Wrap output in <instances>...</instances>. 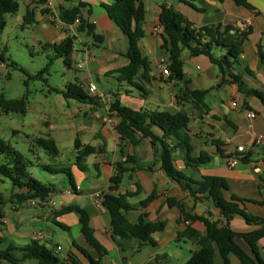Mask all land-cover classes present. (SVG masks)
<instances>
[{"label":"crops","instance_id":"0c3cea01","mask_svg":"<svg viewBox=\"0 0 264 264\" xmlns=\"http://www.w3.org/2000/svg\"><path fill=\"white\" fill-rule=\"evenodd\" d=\"M187 1L191 5L180 0H141L146 14L143 24L145 36L140 40L139 47L149 61L150 75L153 77L148 86L149 95L143 97L127 84L107 76V73L129 63L128 58L123 55L127 51V38L104 9V5L111 4L113 0H48L44 6L35 4L36 0H20L25 6V14L28 7L34 12L36 23L44 28L49 45L58 44L67 36L65 26L59 20V8L74 7L80 3L87 5L82 8L85 9L82 12L89 17L90 22L95 25L96 33L104 40L94 43L86 36L85 42L79 40L81 46L72 53L71 68L79 72L75 80L88 88L89 95L99 99L98 104H85L90 110V119L99 118L102 110L108 115L95 123L92 131H83L92 132L89 134L94 138L100 134L101 145L105 147V151L99 156L96 153L85 159L86 171L73 165L75 157L56 162L71 167L76 189L67 178L48 177V183L54 189L50 201L45 205L33 201V210L25 211L28 202H15L16 206L10 213L1 208L3 218L0 235L8 242L25 246L37 241L66 260L73 250V241L84 246L86 242L81 234L79 216L76 213L57 215V212L70 205H79L89 214L95 236L107 250L102 264H182L187 261L199 247L185 238L178 240V233L188 225L204 232L205 225L200 221H189L185 225L181 222L183 211L223 223L226 222L225 218L211 199L198 194L197 197L203 200H196L188 190H184L167 176L160 168V162L148 139H141L137 146H133L122 138L117 126H110L106 122L107 118H115L110 115L109 106L116 99L134 110L177 112L181 106L177 104L176 95L184 89L209 91L205 97V103L209 107L207 114L196 111L194 105L189 103L183 108L192 113L188 126L193 148L191 156L198 157L205 152L212 160L200 167L187 166L183 153L177 152L174 154L176 167L196 181L205 176L224 178L230 188L226 197L232 194L247 200L245 204L249 212L264 217V105L257 97H249L241 92L237 84H219V70L209 58L203 55L192 57L188 50L182 53L183 73L180 76L171 72L169 76L163 75L162 70L170 61L160 24L161 8L165 6L183 14L197 29L223 25L231 26L239 32L250 31L232 73L242 77L246 88L264 94V63L260 59V53L264 54V0H248L254 10L238 6L234 0ZM42 9H48L49 12L43 14ZM77 24L69 27L73 33ZM216 52L218 55L222 54L221 51ZM91 87L95 88L94 92ZM251 112L256 114L255 118L249 117ZM215 142L222 143L221 148L227 156L235 153L237 146H244V157L247 160L242 159L234 167L228 166L226 160L218 154ZM129 157L134 158L135 162L126 165L128 171L113 194L138 193L129 198L133 210L126 212L125 217L130 223L136 224L140 218L149 223H165V229L153 235L154 244L115 236L110 227V217L101 206L100 195L109 193L111 179L118 172L116 165L124 163ZM152 196L154 197L143 205ZM56 223L67 229L60 228ZM230 227L239 232L254 229L239 216L232 219ZM237 243L249 252L241 239H237ZM57 247H61V250L57 251ZM259 248L264 258V238L259 241ZM75 253L83 264H88L81 254L77 251ZM214 258L215 264H223L217 250ZM231 262L240 264L234 256L231 257ZM61 264L69 263L63 261Z\"/></svg>","mask_w":264,"mask_h":264},{"label":"trees","instance_id":"16d2710c","mask_svg":"<svg viewBox=\"0 0 264 264\" xmlns=\"http://www.w3.org/2000/svg\"><path fill=\"white\" fill-rule=\"evenodd\" d=\"M48 0H36L35 4L44 6ZM72 2L73 0H64ZM189 5L187 0H180ZM238 6H243L248 10H254L248 0H234ZM85 3L78 6L59 8V20L63 23L67 36L58 44H52L55 58H61L67 67H72V53L75 41L79 35H84L94 43L103 42V37L96 33L95 25L90 22L89 17H85L82 8H86ZM20 9V0H0V31L6 27V16L15 15ZM105 12L113 23L122 31L127 38V51L123 54L128 58L129 63L117 70L107 73L119 83H125L129 87L138 91L143 97L149 95L148 86L152 83L153 77L150 75V65L148 59L143 56L139 42L145 36L143 24L145 22V6L141 0H113L111 4L104 5ZM48 9H42V13H48ZM90 14V12L88 13ZM26 24L36 22L34 12L29 7L24 15ZM75 32L70 30V26L76 25ZM160 24L163 27V41L169 55L170 72L180 76L183 73L182 53L188 50L190 56H206L211 63L219 70L220 82L224 84L232 82L239 86L241 92L247 96L257 97L264 105V94L254 89L246 88L242 77L235 75L232 70L238 64L239 56L242 52V45L251 34L250 31L239 32L231 26L215 25L210 27L195 28L194 25L180 12L172 8L163 6L160 14ZM234 30V33L231 31ZM221 51L218 55L216 51ZM260 59L264 63V54L260 53ZM51 64V61H50ZM48 64V66L50 65ZM23 70V69H22ZM47 71V67L42 73ZM229 79H228V78ZM62 94L65 99L75 100L84 104H98V98L92 97L86 91L81 82L76 81L66 86L65 90L55 89ZM208 90L184 89L176 95L177 104L181 109L177 112L166 110H134L124 106L120 100L116 99L110 103L109 112L112 117L118 119L117 130L122 138L133 146H137L141 139H148L154 148L155 156L160 162V168L176 181L184 190H188L196 200H203L197 197L198 194L213 201L214 206L219 210L226 222L212 221L208 217L191 215L183 211L181 222L200 221L205 225L204 232H200L193 226L178 233V240L187 239L195 243L199 250L194 252L190 258L182 264H215V251L219 252L223 264H232L231 257H236L240 264H264V258L259 248V241L264 238V217L251 214L246 206L245 199L235 195L226 197L230 192L228 183L221 177H203L194 180L179 170L175 165L174 154L183 153L187 166L200 167L211 162L212 157L202 152L198 157H192L193 151L189 137V123L192 113L184 109L185 104L194 105L196 111L207 114L209 107L205 103ZM27 111L26 97L20 99H6L0 96V116L3 113L25 114ZM36 146L44 149L45 153L58 156L60 154L58 145L51 138H36L33 140ZM218 154L224 159L225 154L222 143L215 142ZM75 148L78 151L74 164L81 171H86L85 159L97 153L91 145H83L75 141ZM0 154L3 162L0 163V179H8L14 189L19 193L15 195L16 202L25 203L38 201L40 205L48 203L52 196L54 186L50 183L43 184L33 178L31 170L33 167H41L51 176L64 175L70 185H74V175L70 166L62 164L54 165L41 164L34 165L21 152L14 149L9 143L0 138ZM55 158V157H54ZM244 161L247 160L245 156ZM58 162V161H57ZM135 162L134 158H128L124 163L116 165L117 174L112 177L109 193L100 195L101 206L110 217V227L115 236L122 239L132 238L141 242L154 244L153 235L165 229V223H149L140 218L136 224L130 223L125 213L133 210L129 198L138 193H125L115 195L113 192L118 189L123 175L128 171L126 165ZM140 190V186L138 187ZM149 197L146 202L150 201ZM2 194L0 192V204L2 205ZM182 208V206H180ZM76 213L79 216L81 234L86 245H80L73 241V250L69 252L66 260L47 249L45 245L33 241L25 246H17L0 235V264H61L63 261L69 264H83L75 251L81 254L88 264H102V259L107 255V250L96 238L94 229L90 225V218L87 211L79 205H70L62 208L57 215ZM236 216L244 219L248 226H253L250 231H235L230 227V222ZM3 218L0 208V219ZM1 224V221H0ZM62 229H67L64 225L56 223ZM241 239L248 247L246 251L237 243Z\"/></svg>","mask_w":264,"mask_h":264},{"label":"rangeland","instance_id":"374dc122","mask_svg":"<svg viewBox=\"0 0 264 264\" xmlns=\"http://www.w3.org/2000/svg\"><path fill=\"white\" fill-rule=\"evenodd\" d=\"M24 15L25 6L20 2L19 12L7 15V25L0 31V96L6 99L26 97L27 111L25 114H1L0 138L30 159L35 166L54 165L58 160H69L77 156L79 150L75 148V141L83 145H93L99 156L105 151V147L101 145V135L94 138L90 135L92 132L83 131H92L93 125L99 123L108 113L102 110L99 118L90 119V110L84 103L65 99L55 91L65 90L68 84L75 83V76L79 72L67 67L63 59L55 58L44 28L36 22L26 24ZM18 16L22 18L18 19ZM79 37L75 41V50L81 46L79 40L86 41L84 35ZM79 62L82 63L81 58ZM46 67L47 71L42 73ZM101 80L104 81L103 78ZM36 138L55 140L60 154L53 156L45 153L43 148L33 143ZM3 159L0 154V163ZM31 173L34 179L43 184L48 183V177L54 178L41 167H33ZM55 177L66 178L62 174ZM0 192L3 197L0 208L10 213L16 206L15 195L19 191L13 188L8 179H0ZM33 201L26 204L25 211L33 210Z\"/></svg>","mask_w":264,"mask_h":264},{"label":"built area","instance_id":"2783aa9c","mask_svg":"<svg viewBox=\"0 0 264 264\" xmlns=\"http://www.w3.org/2000/svg\"><path fill=\"white\" fill-rule=\"evenodd\" d=\"M78 23V21L76 22ZM162 74L165 76H169L170 75V69L168 66H165L162 70ZM91 91H95L94 87H91ZM233 105H236L235 103H233ZM249 117L255 118L256 114L251 112L249 113ZM106 122L113 127H116L118 125V119L116 118H107ZM259 138V137H258ZM244 153H245V147L244 146H237L236 148V152L235 153H231V155H229L228 158H226V162L228 164V166L230 167H234L235 165H237V163H239L243 158H244ZM189 221H185V225H188ZM61 247H57V251H60Z\"/></svg>","mask_w":264,"mask_h":264},{"label":"water","instance_id":"95a60500","mask_svg":"<svg viewBox=\"0 0 264 264\" xmlns=\"http://www.w3.org/2000/svg\"><path fill=\"white\" fill-rule=\"evenodd\" d=\"M82 11L84 12L85 11V9H82ZM85 17L87 18V15H85ZM119 237V236H118ZM120 238V237H119Z\"/></svg>","mask_w":264,"mask_h":264}]
</instances>
